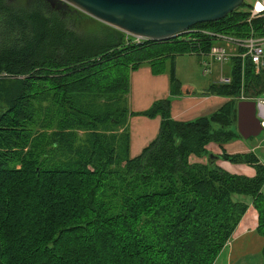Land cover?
Listing matches in <instances>:
<instances>
[{
    "label": "trees",
    "instance_id": "trees-1",
    "mask_svg": "<svg viewBox=\"0 0 264 264\" xmlns=\"http://www.w3.org/2000/svg\"><path fill=\"white\" fill-rule=\"evenodd\" d=\"M249 6L178 38L137 43L97 20L96 33L78 31L89 16L45 0H0V264H216L249 208L244 197L264 237L259 157L220 156L253 167L252 177L190 162L241 137L238 97H264V68L256 74L247 61L242 75V62L232 61V84L204 93L229 101L193 121L171 115L182 90L176 65L171 98L139 113L128 106L140 67L161 73L167 59L207 55L208 33L262 35V20L247 21ZM131 116L161 118L158 137L135 158Z\"/></svg>",
    "mask_w": 264,
    "mask_h": 264
},
{
    "label": "crops",
    "instance_id": "crops-1",
    "mask_svg": "<svg viewBox=\"0 0 264 264\" xmlns=\"http://www.w3.org/2000/svg\"><path fill=\"white\" fill-rule=\"evenodd\" d=\"M130 85L131 90L128 99L132 113L144 112L156 101L171 98V77L169 70L166 69L161 73H156L152 67L144 65L131 73ZM181 85L182 93L172 98L171 115L175 121L189 122L201 117L210 116L219 111L229 101L227 98L211 93L204 94L212 85H209L200 95L195 93L193 88L184 86L182 83ZM185 91H189L190 94L185 95ZM160 126V117L149 119L143 116H131L129 118L126 129L130 136V158L138 157L146 147L156 140ZM237 141L235 143L238 145H235L233 150H226L217 144H210L206 148L209 155L213 154L214 156H221L223 152L230 153L231 155L254 153L264 164V146H261L260 143H255L254 146L247 148L242 143V140ZM262 141L264 142V138ZM235 143L230 142L228 147ZM259 151H262V153L258 154ZM209 155L204 158H198V163H207ZM196 159L197 157L192 156L190 157V162L195 163ZM220 161L221 159H217L215 162L219 165ZM241 166H243L246 176L252 177L255 175L253 167L248 165ZM238 199L247 203L249 208L236 229L230 246L221 252L216 260V264H263L264 237L257 234L258 212L253 207L250 198L244 197Z\"/></svg>",
    "mask_w": 264,
    "mask_h": 264
},
{
    "label": "water",
    "instance_id": "water-1",
    "mask_svg": "<svg viewBox=\"0 0 264 264\" xmlns=\"http://www.w3.org/2000/svg\"><path fill=\"white\" fill-rule=\"evenodd\" d=\"M67 13L90 18L144 41L177 38L198 24L224 19L245 0H45ZM190 94L189 91L184 92ZM264 103L245 100L237 104V130L244 140L264 131ZM220 156L209 155L214 163Z\"/></svg>",
    "mask_w": 264,
    "mask_h": 264
},
{
    "label": "built area",
    "instance_id": "built-area-1",
    "mask_svg": "<svg viewBox=\"0 0 264 264\" xmlns=\"http://www.w3.org/2000/svg\"><path fill=\"white\" fill-rule=\"evenodd\" d=\"M247 13V21L249 23L262 20L260 26L262 35H257L255 29L251 30L249 37L244 38L208 33L215 41L207 55L202 52L200 53L202 59L201 65L205 76L217 73V79L214 82L216 85L227 86L232 84V61L235 59L242 62V75H244L245 63L247 61L252 63L256 74H260L264 68V0H253L248 7ZM135 40L137 43L144 41L136 37ZM227 67L228 71H226ZM245 100L247 98L241 93L239 101ZM259 102L264 103V98L259 99Z\"/></svg>",
    "mask_w": 264,
    "mask_h": 264
},
{
    "label": "rangeland",
    "instance_id": "rangeland-1",
    "mask_svg": "<svg viewBox=\"0 0 264 264\" xmlns=\"http://www.w3.org/2000/svg\"><path fill=\"white\" fill-rule=\"evenodd\" d=\"M245 2L247 3V5H250L253 2V0H246ZM244 10H248V7L245 8ZM83 19L84 20L82 23H80L79 27H77V25L74 24L78 31L87 32V33H96V30H100L101 24H99L97 21H95V19L92 20L90 18H85V17ZM201 62H202L201 57H199L197 55H189V54L183 55L182 54V55L177 56L175 58V61H172L171 59L165 60L164 64H162V66H160V67H163L166 70H171L172 66L176 65L175 75H176L177 79L180 80V82L184 86H188V87L193 88L194 92L198 93V95H200L201 92L205 91L209 85H213V82H215L217 79V73H215V74L213 73L212 75H208V76H205L203 74ZM226 71H228V67L226 68ZM261 98H264V97H259L257 99H248L247 98V100H253V101L259 102V99H261ZM238 101H239V97H238ZM128 102H129V99H128ZM128 106H129V103H128ZM129 109H130V107H129ZM233 129L235 131H237V133H238L236 126H234ZM263 138H264V131H262L261 134L256 138L244 140L242 137H239V138H236L235 140H233L232 143H235L237 140H242L243 141L242 143L247 148H250V146H254L255 143H258V144L260 143L261 146H264V142L263 141L261 142V140ZM226 145H227V147H226ZM226 145L224 146V148L226 150H229V149L233 150L234 146L238 145V144L235 143L229 147H228L229 143ZM261 153H262V151L258 152V154H261ZM121 154L123 155L124 152L121 151ZM228 154L231 155L230 153H228ZM198 161L199 160L197 158L195 163H198ZM220 164L228 172L230 171L233 174H240V175L246 176V174H244L245 172L243 171V166H241V165L231 164V163L223 161V160L220 161ZM228 246H230V245H228Z\"/></svg>",
    "mask_w": 264,
    "mask_h": 264
}]
</instances>
